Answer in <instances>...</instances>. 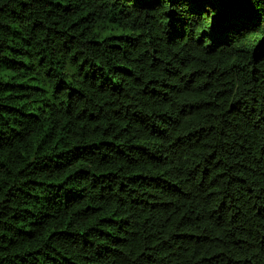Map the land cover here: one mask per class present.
<instances>
[{
	"label": "trees",
	"instance_id": "trees-1",
	"mask_svg": "<svg viewBox=\"0 0 264 264\" xmlns=\"http://www.w3.org/2000/svg\"><path fill=\"white\" fill-rule=\"evenodd\" d=\"M0 264H264V0H0Z\"/></svg>",
	"mask_w": 264,
	"mask_h": 264
},
{
	"label": "snow or ice",
	"instance_id": "snow-or-ice-1",
	"mask_svg": "<svg viewBox=\"0 0 264 264\" xmlns=\"http://www.w3.org/2000/svg\"><path fill=\"white\" fill-rule=\"evenodd\" d=\"M190 2H191V0H190ZM229 2L237 3L240 5H250L252 3V0H229ZM246 19L249 22H258V20L256 19L255 15L253 13H247Z\"/></svg>",
	"mask_w": 264,
	"mask_h": 264
}]
</instances>
